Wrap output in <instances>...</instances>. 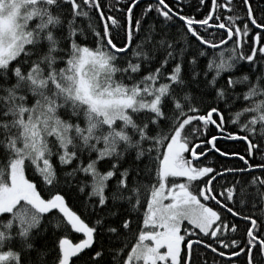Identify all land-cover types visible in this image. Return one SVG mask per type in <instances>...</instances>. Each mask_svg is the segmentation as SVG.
<instances>
[{
  "label": "snow or ice",
  "instance_id": "obj_1",
  "mask_svg": "<svg viewBox=\"0 0 264 264\" xmlns=\"http://www.w3.org/2000/svg\"><path fill=\"white\" fill-rule=\"evenodd\" d=\"M216 257L264 264V0H0V264Z\"/></svg>",
  "mask_w": 264,
  "mask_h": 264
},
{
  "label": "trees",
  "instance_id": "obj_2",
  "mask_svg": "<svg viewBox=\"0 0 264 264\" xmlns=\"http://www.w3.org/2000/svg\"><path fill=\"white\" fill-rule=\"evenodd\" d=\"M125 2H126V0H125ZM145 2H146V0H141V7L144 5ZM166 2H168L173 7H176L177 5H179L180 7L183 8V11L185 13L190 14V15L194 14L197 18H203V15L206 14L208 8L210 7V0H206V6H203V7H201L199 5L198 0H166ZM105 3H108V0H105ZM198 7L200 8L199 12L196 11V9ZM136 11L139 12L140 8H137ZM189 131H191V130L189 129ZM210 134H215L214 128L210 129ZM220 143L222 144L223 142L221 141ZM236 147L240 148L241 151L243 150L241 145H236ZM208 162L212 166L216 167L217 169L219 168V166L221 164H225V163L237 164V163H239L236 160L226 162L223 159L218 158V156L216 154L209 155L208 156ZM228 179H231V177L229 176ZM219 183H220V181H217V184H219ZM69 199H70V203H76L74 200H72L71 194H69ZM242 226L243 225L241 224V227ZM213 255L214 254L209 252L208 253V259L211 260ZM216 259L218 261V264H223V258L216 257Z\"/></svg>",
  "mask_w": 264,
  "mask_h": 264
}]
</instances>
